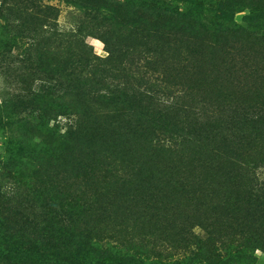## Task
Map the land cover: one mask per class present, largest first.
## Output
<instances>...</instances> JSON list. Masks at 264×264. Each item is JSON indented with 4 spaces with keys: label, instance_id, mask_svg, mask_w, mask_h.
Masks as SVG:
<instances>
[{
    "label": "trees",
    "instance_id": "obj_1",
    "mask_svg": "<svg viewBox=\"0 0 264 264\" xmlns=\"http://www.w3.org/2000/svg\"><path fill=\"white\" fill-rule=\"evenodd\" d=\"M241 1L134 0L135 28L124 38L102 36L105 57L77 37L80 21L72 20L71 33L53 29L55 46L37 50V88L0 98V129L8 130V153L0 157V264H252L246 251L261 246L264 253V102L214 101L192 124L191 106L179 104L185 96L109 88L104 80L112 68L105 65L126 47L150 53L135 71L142 81L151 79L145 69L163 71L154 55L167 43L166 24L174 20L201 36L207 29L197 18L205 6H217L206 27L211 41L227 33L237 39L244 31L230 8ZM249 1L241 17L247 22L264 11V0ZM55 10L43 6L40 21ZM141 19L160 30L158 40L138 35ZM248 65L243 78L256 72ZM59 78L61 95L50 90ZM93 181L101 190L91 196Z\"/></svg>",
    "mask_w": 264,
    "mask_h": 264
},
{
    "label": "rangeland",
    "instance_id": "obj_2",
    "mask_svg": "<svg viewBox=\"0 0 264 264\" xmlns=\"http://www.w3.org/2000/svg\"><path fill=\"white\" fill-rule=\"evenodd\" d=\"M109 1H117L122 5L109 7ZM133 1L79 0L74 3L68 0H0V98L3 95L18 93L21 89L37 88L39 81L36 80L34 69L37 50L43 52L55 46L52 43L53 29L57 32H73L76 24L74 25L72 20L77 24L80 21L82 24L83 31L80 36L77 34V37L80 39L82 37L98 57H105L107 52L102 36L112 38L114 35H119L124 38L129 30L135 28L132 20ZM139 1L148 2V0ZM153 1L157 2V0ZM250 4L251 1L244 0L240 5L230 8L234 24L244 31L237 39L236 36L230 39L229 36L233 33H227L216 43L211 41L206 27H210L209 23L214 22L212 12L216 5L205 6L207 10H203L197 18L205 26V30L207 29L206 33L201 30V36L186 33L175 24L174 20L169 21L166 24L167 32L170 34L167 43L162 46L158 54L154 55L159 61L157 67H162L163 71L152 73L145 69V75L150 76L151 79L142 81L140 72L135 74V71L141 68V58L150 56V53L142 49L126 47L115 54L114 58L118 59L117 61L107 62L105 65L115 69L113 71L111 68V74L107 73L104 79L105 85L109 88L124 87L127 90L138 88L146 94H151L146 91L150 87L154 89L151 90L155 92L154 96L159 95L160 92L179 93L185 96L179 99V104L190 105L194 112L187 116L188 123L192 124H195V121H202L200 113L198 115V111H201L200 107L209 109L214 101L249 106L263 103L264 79L260 70L264 65V11L257 12L259 14L247 22L241 17L248 14ZM46 5L53 6L56 10L51 16L52 19L46 17L45 21H40L39 10ZM68 13L78 16L70 18ZM49 22L53 23L52 28ZM142 22L147 21L145 19L139 21L136 26L138 35L158 40L160 30ZM246 64H250L248 66L256 72L243 78L240 71L245 72ZM145 80L149 82L146 83ZM63 83L62 78L51 81L53 86L50 90L61 95ZM58 120L60 127L63 128L66 122L64 115L59 116ZM7 132L8 130L0 129V157H5L8 153L4 143ZM29 182L32 184L33 178H29ZM95 182H91L93 186L89 187L91 196L101 190V184ZM14 188L19 194L25 191L23 185L20 187L14 185ZM163 193L168 195L169 191L163 190ZM100 218L102 217H99L95 223L96 229L103 227ZM107 224L105 223L106 227ZM107 228L117 230L115 223L108 224ZM192 229L199 236H205L197 225ZM246 255H252L254 258L252 264H264L261 246L246 251Z\"/></svg>",
    "mask_w": 264,
    "mask_h": 264
}]
</instances>
